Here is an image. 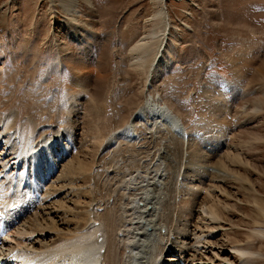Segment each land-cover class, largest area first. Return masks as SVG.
<instances>
[{"label":"rangeland","instance_id":"374dc122","mask_svg":"<svg viewBox=\"0 0 264 264\" xmlns=\"http://www.w3.org/2000/svg\"><path fill=\"white\" fill-rule=\"evenodd\" d=\"M159 6L156 0H0V123L15 112L14 129L22 128L29 148L62 134L68 154L58 172L65 184L70 173L73 189L56 199L83 221L93 201L115 196L125 203L123 193H113L116 178L149 164L151 171L166 148L168 176L185 167V185L198 187L191 196L182 187L170 191L169 209L178 216L172 228L191 240L194 224L201 226L200 197L215 186L216 199L230 209L223 227L209 223L217 234L208 241L223 251L251 247L259 253L256 264H264V237L255 233L264 231V217L254 207L255 201L264 207V0H168L166 52L145 86L147 70L131 67V48L160 31L164 17L160 25L153 18ZM149 98L174 112L188 141L164 129L151 136L141 126L138 143L121 139L103 149ZM217 161L229 170L225 179L211 178ZM81 165L91 172L79 174ZM180 197L189 205H180ZM184 207L189 211L181 216ZM68 210L61 206L57 222ZM230 259L237 258L224 261Z\"/></svg>","mask_w":264,"mask_h":264},{"label":"bare ground","instance_id":"6f19581e","mask_svg":"<svg viewBox=\"0 0 264 264\" xmlns=\"http://www.w3.org/2000/svg\"><path fill=\"white\" fill-rule=\"evenodd\" d=\"M167 1L156 0L160 6L153 18L160 25V15L164 17L160 31L158 28L150 31L149 37H144L131 48V52L135 53L131 67L147 70L145 86L150 84L152 70L160 67L166 52L165 39L169 34V26L165 21ZM61 4V7L71 12L67 2ZM72 17L75 22L77 19L73 13ZM15 117V112H11L0 123V146L4 145L3 154L0 155V260H5V264H256L254 260L259 253L251 247L223 251L215 249L216 244L208 241L217 234L213 228H209V223L223 227L227 223L223 212L230 209L225 201L222 203L216 199L215 186V191L204 190L203 198L200 197L198 217L201 226L194 224L191 240L183 237L179 226L172 228L178 216L176 220L169 209L172 204L169 201L172 199L170 191L173 187H182L186 191L184 195H194L198 187L185 185V167L182 172H173L168 176L167 170L172 171V157H169L172 155L162 152L166 148L159 150L156 155L157 160L151 167L153 170L150 171L149 164L145 165V171L134 168L129 174L124 172L119 178H116L118 175L113 177L119 182L114 189L117 193H113L117 196L118 191L119 194L123 193L122 198L126 196L128 199L125 203H116L118 200L114 199L115 196L102 198L97 204L94 201L90 204L84 213L85 221L80 217L72 219L69 207L65 203L59 204L56 199L62 195L68 196V186L73 189L70 173L66 175L69 180L65 184L58 172L60 163L68 154L62 134L37 144L35 141L34 146L29 148V142L21 136L22 128L14 129ZM141 126L151 136L163 133L164 129L182 141H188L189 132L174 112L165 104H159L155 98H149L127 124L110 134L103 149L110 148L121 139L138 143L140 133L136 132V128ZM10 128H13L14 136L17 137H11L13 132L7 130ZM168 141L165 144L171 148L172 144ZM85 167H78V173L91 172ZM214 168L215 176L211 174L212 179H225L230 175L220 161L215 162ZM221 192L225 198L226 191ZM181 199L176 202L181 200L180 205H189L190 200ZM60 205L68 212L63 216V221L59 219L57 222L58 218L54 216L58 214ZM185 207L180 212L181 216L189 211ZM254 207L257 208V214L262 215L260 218L264 217V207L256 201ZM78 222H83L84 226L77 232L62 228H70V223ZM201 228L207 229V235L203 234L206 231H201ZM4 232L6 234L3 236ZM255 233L264 237V231ZM207 254L210 256L206 259ZM228 254L237 259L224 261L229 257Z\"/></svg>","mask_w":264,"mask_h":264}]
</instances>
